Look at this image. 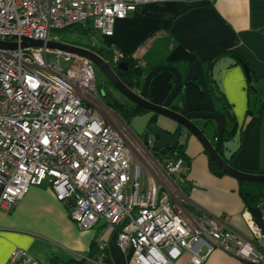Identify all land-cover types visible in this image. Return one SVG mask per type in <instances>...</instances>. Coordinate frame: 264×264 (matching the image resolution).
<instances>
[{
	"label": "built area",
	"instance_id": "built-area-1",
	"mask_svg": "<svg viewBox=\"0 0 264 264\" xmlns=\"http://www.w3.org/2000/svg\"><path fill=\"white\" fill-rule=\"evenodd\" d=\"M176 1L0 0V42L61 43L53 33L74 26L112 37L116 21L139 6ZM120 58L116 52L114 62ZM95 69L71 53L0 48V212L31 188L47 185L82 230L100 222L114 228L119 249L136 264H178L185 254L187 264H204L215 250L264 264V238L249 211L252 238L232 230L227 218L187 213L181 189L189 165L177 150L185 146L183 138L144 173L125 138L127 128L98 115ZM7 264L51 263L16 249Z\"/></svg>",
	"mask_w": 264,
	"mask_h": 264
},
{
	"label": "crops",
	"instance_id": "crops-1",
	"mask_svg": "<svg viewBox=\"0 0 264 264\" xmlns=\"http://www.w3.org/2000/svg\"><path fill=\"white\" fill-rule=\"evenodd\" d=\"M105 39L106 48L122 55L132 54L142 67L147 65L150 69L153 66L142 62L141 57L156 45L167 49L163 59L154 65L177 63L183 77L198 80L204 92L205 101H202L197 88L189 86L184 90V113L221 111L207 82L209 63L223 52L239 55L250 70L257 96L248 88L250 83L242 64L231 56L221 58L213 68L214 79L232 106L238 125L235 138L226 145V157L236 153L231 158L232 167L244 173L264 175V0H177L145 4L126 19L116 21L114 35ZM153 83L150 99L160 105L173 88L170 73L160 74ZM113 95L121 102L117 93ZM98 103L100 117L117 128H127L125 138L144 173L153 172L152 159L161 157L154 154L156 139L148 129L152 115L137 117L127 125L107 105L103 95L99 94ZM196 123L202 125L200 121ZM157 127L170 134L179 129L178 124L162 116ZM206 135L214 143L216 128L211 125ZM147 137L153 142L151 146L146 142ZM182 138L186 141L183 152L189 165L187 182L181 189L186 197L187 213L204 212L227 218L232 230L252 238L240 183L227 174L215 176L202 144L186 131ZM144 150L149 153H143ZM1 190L0 187V194ZM117 236V231L105 222L90 231L82 230L71 219L70 207L59 202L47 185L33 187L21 202L0 212V264H7L16 249L26 250L43 263L136 264L131 253L119 249ZM102 244L106 245L104 252L100 250ZM188 261L189 255L185 254L178 264ZM204 264L248 263L215 250Z\"/></svg>",
	"mask_w": 264,
	"mask_h": 264
},
{
	"label": "water",
	"instance_id": "water-1",
	"mask_svg": "<svg viewBox=\"0 0 264 264\" xmlns=\"http://www.w3.org/2000/svg\"><path fill=\"white\" fill-rule=\"evenodd\" d=\"M19 46H21L22 48H43L53 51H61L89 59L97 68H99L104 73L105 77L110 81L115 90L120 95L127 98L129 102L151 113L158 114L162 117L170 119L179 125V129L175 135L170 134L160 127H156L154 129L153 136L156 139V150H174L177 147L183 132L186 131L189 134L193 135L202 144L210 159L225 174L236 179L240 183V185L245 183L264 185V175L244 173L236 170L231 165L226 163L217 153L214 143H212L206 135V130L212 125L216 128L217 138L223 137L227 130L228 123L226 117L222 113H213L198 110L185 115L179 114L172 109V105L177 101L184 89L183 76L178 68L169 65H158L151 68L145 78L142 90L140 92H134L120 80V78L116 75L108 62H106L95 52H92L88 49L62 43L28 40L25 38L22 39L21 45L17 43L0 42V48L2 49H17ZM242 66L247 74L249 83H252V76L250 74L248 66L245 63H243ZM119 68L121 70H127L128 63H120ZM164 72H168L173 75L174 85L169 96L162 104L159 105L150 101V88L153 79L157 75ZM196 121H200L202 125L199 123L197 124ZM146 142L148 143V139H146ZM241 195L243 197V193H241ZM248 211L264 238V203L258 207L248 206Z\"/></svg>",
	"mask_w": 264,
	"mask_h": 264
},
{
	"label": "trees",
	"instance_id": "trees-1",
	"mask_svg": "<svg viewBox=\"0 0 264 264\" xmlns=\"http://www.w3.org/2000/svg\"><path fill=\"white\" fill-rule=\"evenodd\" d=\"M56 32H57L56 36L59 38V41L61 43H64L62 42L63 41L62 36L63 37L75 36L74 38L84 39V41H86L87 39H92L94 37V34L96 33V31H94L91 28V26L90 27L74 26L72 28L62 30V31H56ZM84 44H86L84 47L81 46L80 44L72 45V46L88 49L92 52H95L96 54L101 56L106 62H108V64L114 70L116 75L120 78V80L127 87H129L134 92H140L142 90L145 78L147 74L149 73L150 68H148V70L146 71L141 66L140 61L136 59L134 56H132V54L122 55V58L119 59L118 63H115L114 59H115L116 51L114 49L106 48L102 44L98 45L97 47L92 46L91 44H88V43H84ZM68 45H71V44H68ZM225 56H231L240 64L244 63L242 58L235 53H232V52L231 53H224V52L220 53L211 59L209 63L206 78H207V82L210 87V93H211L212 99L217 102L218 107L221 110L218 112L222 113L226 117L227 123H228L227 130L225 134L223 135V137L217 138L216 136V139L214 141V146H215L217 153L222 157V159L230 165L232 161L231 158H233L236 155V153H233L231 157H226V151H227L226 145L235 138V135L237 132L236 126L238 125H237V122L235 121L232 106L228 103L225 95L219 90L217 82L213 76V68L215 67V64H217L219 60ZM122 62L128 63L127 70H121L119 68V64ZM168 65L177 68L176 66L177 63H168ZM159 75H157L156 77H158ZM155 78L152 81V85L154 84L153 82ZM106 82L110 86L113 87V85L110 83L108 79ZM170 82L173 86L174 77L171 73H170ZM183 82H184V89L181 95L179 96L180 102H177V101L174 102V104L172 105V109L175 112H178L179 114L186 115L188 113H184V101H185L184 90L187 87L193 86L197 88L199 90L202 101H205V97H204V92L202 91L201 85L198 80H187L185 79V77H183ZM248 88L252 90L253 94H256L255 96H257V89L253 86L252 83H250ZM112 89H114V91L117 92L114 87ZM98 91L100 95H103L104 100L106 101L107 105L110 108H112L127 125H130L132 121L137 117L146 116L150 114L152 115V118L149 123V128H148L149 131H151L152 133L154 129L157 127V120L160 117V115L151 113L131 102H128V103L120 102L117 98L114 97L113 93L110 91L108 87L98 88ZM262 103L264 104V100H262ZM172 135H175V133ZM177 150H179L181 157L184 158V152H183L184 147L177 148ZM169 152L170 151H168V149H165V150L154 149V154L158 157H165L169 154ZM210 169L215 176L225 175V173L211 159H210ZM241 193H243V198L245 199L247 207L248 206L258 207L264 203V185L248 184V183L242 184Z\"/></svg>",
	"mask_w": 264,
	"mask_h": 264
},
{
	"label": "rangeland",
	"instance_id": "rangeland-1",
	"mask_svg": "<svg viewBox=\"0 0 264 264\" xmlns=\"http://www.w3.org/2000/svg\"><path fill=\"white\" fill-rule=\"evenodd\" d=\"M53 35H57V32H54ZM74 37L75 36H66V37H63L62 36V38H63L62 40L63 41L62 40L61 41L64 42V43H66V44H71V45H78V44H80L83 47L86 45L84 43L91 44L92 46H95V47H97L98 45H101L102 44L104 47H106V43L104 42L106 39H105V37L100 32H96L94 34V37L92 39H87L86 41H84V39H78V38H74ZM166 52H167V49L163 48L160 45H156L154 48H152L150 51H147L144 54L145 57H143V56L141 57V58H143L142 59L143 60L142 62H147L148 64H151V66L155 67L154 64H156V62L158 60L163 59V57L166 54ZM153 67H151V68H153ZM143 68L146 71L148 70V66L147 65H144ZM95 71H96V85H97V88H105V87H108L113 94H116V92L114 91V89H112L113 87L110 86L106 82L107 79H106L104 73L99 68H97V67H96ZM117 96H118L119 99H121V102L122 103H128L129 102L127 98L123 97L118 92H117ZM209 129L211 131V126L209 127ZM208 135H210V132H208ZM143 149H144V147H143ZM147 152L148 151H146V150L143 151V153H147ZM139 156L141 158L143 157L141 154H139Z\"/></svg>",
	"mask_w": 264,
	"mask_h": 264
},
{
	"label": "flooded vegetation",
	"instance_id": "flooded-vegetation-1",
	"mask_svg": "<svg viewBox=\"0 0 264 264\" xmlns=\"http://www.w3.org/2000/svg\"><path fill=\"white\" fill-rule=\"evenodd\" d=\"M116 93H117V92H116ZM152 133H153V132H152ZM176 133H177V132H176ZM176 133H175V134H176ZM182 137H183V134H182L181 138H182ZM147 139H148V142H149L148 144H149V145H150V143H153V142H150L149 137H147ZM155 142H156V140H155Z\"/></svg>",
	"mask_w": 264,
	"mask_h": 264
}]
</instances>
